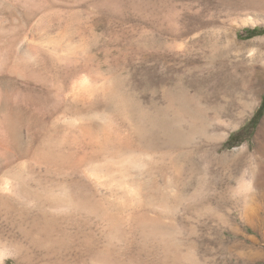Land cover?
<instances>
[{"label":"rangeland","instance_id":"rangeland-1","mask_svg":"<svg viewBox=\"0 0 264 264\" xmlns=\"http://www.w3.org/2000/svg\"><path fill=\"white\" fill-rule=\"evenodd\" d=\"M263 68L264 0H0V108L62 104L46 136L66 150L91 137L102 155L153 147L119 186L74 170L87 216L30 231L0 209V249L23 246L0 264H264V178L237 191L264 177ZM64 164L32 171L69 185Z\"/></svg>","mask_w":264,"mask_h":264},{"label":"bare ground","instance_id":"bare-ground-1","mask_svg":"<svg viewBox=\"0 0 264 264\" xmlns=\"http://www.w3.org/2000/svg\"><path fill=\"white\" fill-rule=\"evenodd\" d=\"M40 110L41 111H35L31 107L13 106V104H4L0 108V116H1L0 135L3 144V150L0 152V209H2V211L4 210L6 213L16 216L20 221L25 223V226L29 227L28 230L35 229V226L38 223H40V220L43 216H45L44 218H46V216L47 218L50 217L51 220L72 218L71 219L72 221L73 217L75 219V217H79L81 215L83 216V214L86 215L92 212V210H90V207L92 206L86 205L85 201H83L84 198H82L81 192L84 191L85 186L81 185L80 183L82 182L81 180L79 182L77 181L78 178L73 177L75 173L74 170L80 171L84 177L88 179H93L96 183L98 181H99L98 183H100V179L110 178V183H114L117 184V186H119L122 184L121 179L126 177L127 172L129 173V171L127 170L128 168L130 169H132V167L135 168L136 165H137L136 168L139 165L141 166V168H143V166L147 165L148 162H146V158L148 159V157L151 156L153 149V147L151 148L152 144L150 145V143H148L149 145L148 144L144 145L143 143V147L139 149H133L127 147L121 152L111 151V152H106V154L102 155L98 141L96 139L91 137L89 141H84L83 139L80 138L75 139L76 138L75 137L74 138L75 140L73 139L74 141L72 142V144H70L69 148L66 150L64 148V143L61 144L58 143V141H54V140L52 142L49 137L50 135L46 136L47 132H49L48 129H49L50 120L54 118L56 114L62 112L64 110V106L62 104H53L50 102H44L41 104ZM100 115L101 117L99 116V114L94 115L92 117L90 121L91 123L89 124V126L91 125L90 128L97 127V125L100 122V118H102L103 113H100ZM45 137L46 138L49 137V140L44 139ZM39 146L40 147L43 146L46 149L45 150L42 147L43 149V151H41L42 153L44 151H47V153L44 155H38ZM67 151H70L72 160L69 157ZM33 152H35L33 156L34 157L33 168L37 167V169L40 172L44 171V173L47 175L52 173V171H56L57 166L55 167L54 170L51 167L52 166L51 164L59 165L60 163L65 162L64 166H62L63 168H65L64 169L65 172L63 173L64 174L66 173L65 176H70L71 183L69 185L66 184V182L69 181L68 179L67 181L66 179H64V181H66L65 183H63L64 181L59 183L60 179L58 180V182H56L57 180L55 181L53 179L43 181L44 179L40 180L39 177L36 178L34 176L32 171L33 168L25 170L24 168L19 167L18 166L19 160L24 158H29V155ZM86 152H90L91 154L89 158L85 160L83 159L84 162H82L83 161L81 160L82 158L79 157ZM116 154H119L118 158L115 157ZM102 161L106 162V164L107 163L110 164L111 168H109V170H107L108 168L107 169L104 168L105 171L102 170L101 167L99 166L100 162ZM254 173H252L249 180L240 182L237 191L241 192L242 194L245 193L247 195L255 188L261 192L262 188L260 187V184L262 183V178L264 177L262 175L258 176L257 174ZM56 175H55L56 179L62 176V175L60 176V174H59L60 177ZM131 185L129 186L126 185L128 190L127 193H130V191H134L135 188H133L134 186ZM137 186L140 187V185ZM82 187H84L83 190ZM86 190L87 188H85V192H87ZM146 198L147 200L148 198L151 199V197L150 196L148 197V195ZM86 201H88L87 197H86ZM162 203L163 202L155 201V204L157 206H162ZM163 207H165V205ZM94 214L97 213L94 212ZM99 215H101V217L97 216V218L99 219L102 218L103 220L104 215L102 214ZM102 220L100 222H102ZM49 221L46 220L45 222L48 223ZM58 222L60 221H57L56 224ZM248 222H250V220ZM110 223H105V228H103V231L105 229L107 236L114 237L113 236L115 235L114 230L116 228L113 229ZM50 229H52V227ZM141 232L144 235L150 234L148 232V228L145 225L141 227ZM50 234H51V230H50ZM157 235L158 234H154L153 236L156 238ZM19 241L18 242L15 241L16 244L17 243L20 244ZM16 246H19L18 249L20 248V250L23 248V246L21 248L20 245H16ZM16 246L15 243L13 244L12 242L8 245L3 246L0 249V263L2 262L4 257H6L7 254L12 253V250L14 252ZM18 249L16 248V251ZM98 260L99 259H97V261H93L94 263L92 262V264H116L115 261L106 260L100 262Z\"/></svg>","mask_w":264,"mask_h":264}]
</instances>
